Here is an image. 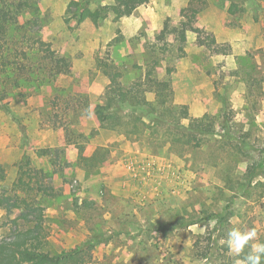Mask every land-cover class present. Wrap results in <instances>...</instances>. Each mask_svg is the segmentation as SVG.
Wrapping results in <instances>:
<instances>
[{"label":"rangeland","instance_id":"1","mask_svg":"<svg viewBox=\"0 0 264 264\" xmlns=\"http://www.w3.org/2000/svg\"><path fill=\"white\" fill-rule=\"evenodd\" d=\"M149 1L163 18L128 31L142 7L117 18L102 9L114 0H0V192L44 209L47 252L92 240L87 264H238L230 229L264 243V0ZM149 71L171 79L166 120H196L201 147L99 126L107 74L126 86ZM22 212L0 209V240L33 226Z\"/></svg>","mask_w":264,"mask_h":264},{"label":"trees","instance_id":"2","mask_svg":"<svg viewBox=\"0 0 264 264\" xmlns=\"http://www.w3.org/2000/svg\"><path fill=\"white\" fill-rule=\"evenodd\" d=\"M148 2L149 0H114L113 4L103 6L102 9L114 13L117 18H122L128 16L132 9L146 5ZM7 18L5 12L0 13V30L7 22ZM107 75L109 85L105 89L103 103L93 108V114L102 129L132 137L141 135L153 125L154 131H157L158 127L165 128L172 135L173 140L182 141L189 149L201 147L206 131L196 120H191L187 124L166 120L168 110L164 105L172 93L170 78L158 81L151 78L152 72L149 71L145 74L144 81H133L125 86L120 81L122 75L119 72ZM144 85H149L151 92L154 93L152 102L145 97ZM4 182L5 174L0 165V183ZM14 186L16 190L23 192L30 187L21 176ZM0 209L23 210L20 217L24 221L33 223V226L17 231L11 238L0 240V264H87L92 260L94 248L100 243L88 240L70 250L59 253L47 252L44 250L47 237L43 225L44 209L35 203L34 198L27 200L25 196L10 195L3 190L0 192ZM165 229L163 227L159 230Z\"/></svg>","mask_w":264,"mask_h":264},{"label":"clouds","instance_id":"3","mask_svg":"<svg viewBox=\"0 0 264 264\" xmlns=\"http://www.w3.org/2000/svg\"><path fill=\"white\" fill-rule=\"evenodd\" d=\"M256 240L254 245L250 241ZM226 244L229 253L235 257L243 259L238 261V264H262L264 260V243L259 242L257 229L252 228L246 231H241L239 228H232L227 232L226 240L221 241ZM249 247L247 253L244 252L245 248Z\"/></svg>","mask_w":264,"mask_h":264},{"label":"crops","instance_id":"4","mask_svg":"<svg viewBox=\"0 0 264 264\" xmlns=\"http://www.w3.org/2000/svg\"><path fill=\"white\" fill-rule=\"evenodd\" d=\"M140 8H141V10H140L139 14L133 15L132 22L128 23V31L131 30V28L133 26H135V27L145 26L148 31H151V29H152L151 25L153 24V22L159 21L160 19L163 18V14L155 8V6L153 5V2H151V1H149V3H147L146 5L140 6ZM121 34L125 35V32H123ZM118 47H116V48L118 49ZM173 84H174V88H175V82H173ZM42 102H43L42 100L38 99L36 107H40ZM121 195H124V193H122Z\"/></svg>","mask_w":264,"mask_h":264}]
</instances>
